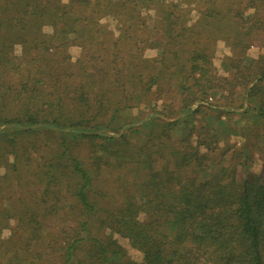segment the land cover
Listing matches in <instances>:
<instances>
[{"label":"trees","instance_id":"obj_1","mask_svg":"<svg viewBox=\"0 0 264 264\" xmlns=\"http://www.w3.org/2000/svg\"><path fill=\"white\" fill-rule=\"evenodd\" d=\"M258 42L264 0H0V264H264Z\"/></svg>","mask_w":264,"mask_h":264},{"label":"rangeland","instance_id":"obj_2","mask_svg":"<svg viewBox=\"0 0 264 264\" xmlns=\"http://www.w3.org/2000/svg\"><path fill=\"white\" fill-rule=\"evenodd\" d=\"M105 21L107 22L109 27H113L114 21L111 18H106ZM45 30H48V28H45ZM79 50L80 49L76 45L69 46L68 52H69L72 60L77 58V56L79 55ZM157 52H158L157 49H148V50H146L145 54L147 56L154 57V56H156ZM262 52H264V45H263V43H259V42L256 43V44L250 45L249 48L247 49V54H248L249 57H255L256 58L259 55V53H262ZM229 55H231L230 46L227 45V43L224 42V40H218V41L215 40L214 51H213V54H212V64L215 67V69L217 70L218 74H220V75H227L228 74L229 70L227 69L228 67H227L226 57L229 56ZM237 91H241V89L238 86L236 87L235 92H237ZM226 94H230V93L223 92L222 94L217 95V98H213L211 101H215L216 104H219L221 106V107H219V111H221V113L223 114V116H221V117L222 118H226L224 120H226L229 123H231V126H232V125H234V122H232V121H235L238 118V115L237 114H234V115L232 114V115L229 116V118L225 117L226 114H228L230 111H228V109L225 108L224 106L225 105L234 106V104H231L232 101L231 102H227V101L224 102L225 100H221V96H227ZM160 96H165V98L167 100H170L171 97H173V96H168L166 94H163V95H160ZM231 96L235 97L236 94H232ZM236 100H237V97L233 98L234 102H236ZM160 102H161V100L158 101L159 105H160ZM228 103H230V104H228ZM245 105H246V102H244L243 106H245ZM145 108L146 107L144 106V107H142L141 110H143V112H146L147 110ZM223 138H224V140H221V142L219 143L218 146H222V145H224L225 143H227L229 141L230 142H232V141L236 142L237 141L239 145L241 143V138L238 137V136H235V135H231V136L229 135L228 137H223ZM253 163L254 164H253L252 168L254 170H258V168L260 167V160L255 159L253 161ZM120 241L122 243H124V240L120 239ZM128 251H129V253L131 254L132 257H134V258L138 257L137 252L133 248H128Z\"/></svg>","mask_w":264,"mask_h":264},{"label":"clouds","instance_id":"obj_3","mask_svg":"<svg viewBox=\"0 0 264 264\" xmlns=\"http://www.w3.org/2000/svg\"><path fill=\"white\" fill-rule=\"evenodd\" d=\"M5 235H10V233H9V232H7V230H6V232H5Z\"/></svg>","mask_w":264,"mask_h":264}]
</instances>
